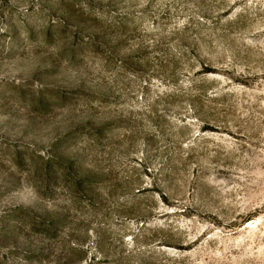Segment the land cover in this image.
<instances>
[{
  "label": "rangeland",
  "instance_id": "rangeland-1",
  "mask_svg": "<svg viewBox=\"0 0 264 264\" xmlns=\"http://www.w3.org/2000/svg\"><path fill=\"white\" fill-rule=\"evenodd\" d=\"M0 264H264V0H0Z\"/></svg>",
  "mask_w": 264,
  "mask_h": 264
}]
</instances>
